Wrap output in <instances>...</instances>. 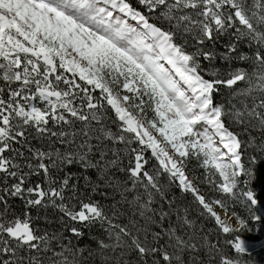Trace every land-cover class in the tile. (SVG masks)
Instances as JSON below:
<instances>
[{
  "label": "snow or ice",
  "instance_id": "1",
  "mask_svg": "<svg viewBox=\"0 0 264 264\" xmlns=\"http://www.w3.org/2000/svg\"><path fill=\"white\" fill-rule=\"evenodd\" d=\"M245 232L264 0H0V264H252Z\"/></svg>",
  "mask_w": 264,
  "mask_h": 264
},
{
  "label": "rangeland",
  "instance_id": "2",
  "mask_svg": "<svg viewBox=\"0 0 264 264\" xmlns=\"http://www.w3.org/2000/svg\"><path fill=\"white\" fill-rule=\"evenodd\" d=\"M94 95L99 96V90H97ZM148 115L151 116L152 113L149 112ZM189 198L191 199V194ZM241 209L243 208L241 207L239 211L243 215ZM244 215H249V213L245 210ZM243 235L248 242L250 255L242 257V259L251 261L252 264H264V232H261L259 234L245 232Z\"/></svg>",
  "mask_w": 264,
  "mask_h": 264
},
{
  "label": "trees",
  "instance_id": "3",
  "mask_svg": "<svg viewBox=\"0 0 264 264\" xmlns=\"http://www.w3.org/2000/svg\"><path fill=\"white\" fill-rule=\"evenodd\" d=\"M145 155H146L147 157H149V159H151V160H150L151 164L156 165L157 162L155 161L154 158L151 157V153L149 152V150L146 151ZM194 164H195V161H193V165H194ZM196 171H197V174H199V173L203 172V169H199V168H197ZM175 191H176V194H177V195H181V194L179 193V190H178V189H176ZM187 195L190 197V194H187ZM189 197H188V199L191 200ZM16 206H17V208L21 207V203H20V201H16ZM241 210H242V213H243V215H244L245 209H241ZM209 226L211 227V224H210Z\"/></svg>",
  "mask_w": 264,
  "mask_h": 264
},
{
  "label": "bare ground",
  "instance_id": "4",
  "mask_svg": "<svg viewBox=\"0 0 264 264\" xmlns=\"http://www.w3.org/2000/svg\"><path fill=\"white\" fill-rule=\"evenodd\" d=\"M149 152L151 153V151L149 150ZM151 160V159H150ZM203 187V186H202Z\"/></svg>",
  "mask_w": 264,
  "mask_h": 264
}]
</instances>
